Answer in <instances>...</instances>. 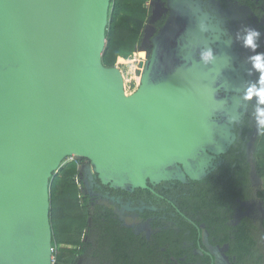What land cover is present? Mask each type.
<instances>
[{"label":"water","instance_id":"95a60500","mask_svg":"<svg viewBox=\"0 0 264 264\" xmlns=\"http://www.w3.org/2000/svg\"><path fill=\"white\" fill-rule=\"evenodd\" d=\"M109 4L0 0V264H51L50 181L65 159L88 160L103 184L146 189L195 180L194 162L217 147L231 113L219 93L234 91L223 52L204 63L196 49L210 47L189 25L128 95L102 64Z\"/></svg>","mask_w":264,"mask_h":264},{"label":"flooded vegetation","instance_id":"af4514ba","mask_svg":"<svg viewBox=\"0 0 264 264\" xmlns=\"http://www.w3.org/2000/svg\"><path fill=\"white\" fill-rule=\"evenodd\" d=\"M147 9L148 17L137 51V54L143 52V57H138L139 85L146 65L156 54L160 62L164 55L176 49L179 41L183 44L184 31L190 25L195 31H203L213 57L223 52L228 62L227 75L232 74L233 90L237 92L219 93L220 98L228 95L230 101L223 106L231 113L229 117H224L225 124L217 133V147L211 152L206 150L194 162L200 167L194 169L195 180L183 173V176L178 175L182 178L180 180L147 181L146 189L130 186L121 189L103 184L92 171L90 162L80 166L81 199L87 212V228L81 234L84 248L82 262H90L94 252L97 255L103 253V246L98 247V243H105V225H108L105 221L109 220L117 228L122 247L133 255L128 256L129 259L136 253L135 246L139 244L140 247L143 243L144 252L157 247L164 253L152 257L156 262L229 264L228 244H219L224 234L220 232L216 235V225H220L222 230L226 226H235L245 217L257 222L260 212L256 211L255 216L245 212L249 204L258 200L236 199L233 216L228 217L225 207L219 213L221 219H216L211 207L194 206L192 199L194 192L204 190V185L212 178L225 175L228 167L231 172L234 171L238 166L232 158L234 155L242 154L249 166V182L254 194L258 185L254 181L260 182L250 164L248 149L251 133L264 119L261 115L264 113V68H258L254 60L257 54H264V0H148ZM250 28L261 34L256 40V48L246 44ZM196 50L203 52L205 47L199 46ZM223 144L224 151H218V148L223 150ZM241 161L238 159V163ZM79 162L84 163V160L75 163ZM180 170L182 167L178 165L172 174ZM224 216L227 217L226 222L223 221ZM94 219L98 221L95 228L91 227ZM67 246L76 248L74 244Z\"/></svg>","mask_w":264,"mask_h":264},{"label":"trees","instance_id":"16d2710c","mask_svg":"<svg viewBox=\"0 0 264 264\" xmlns=\"http://www.w3.org/2000/svg\"><path fill=\"white\" fill-rule=\"evenodd\" d=\"M147 2L148 0H110L102 54V64L105 67L113 68L117 57L120 60L125 54L136 52L148 17ZM241 155L232 157L238 165L234 171L231 172L228 167L225 175L212 178L211 182L204 185V190L194 192L193 205L198 207L199 204L201 208L211 207L216 219L219 218L220 211L227 207V215L230 218L235 211L236 199H257L262 205L261 217L257 222L245 217L235 226H226L222 230L220 225H216V235L220 232L224 234L219 244H228L229 264H264V130L260 132L253 154L254 171L263 184L256 189L255 194L249 182V166ZM238 159L243 162L238 163ZM77 172L76 163L70 162L52 174L50 181V226L52 247L56 248L53 264H172L154 261L153 258L164 253L157 247L153 248V251L144 252L143 243L140 247L139 244L135 246L136 253L129 259L128 256L133 255H129L127 249L122 247L117 228H114L113 222L109 220L105 221L108 224L105 225V243H98V247L103 246V253L97 255L94 252L90 262H82L84 248L81 244V234L87 228V212L81 206L83 194L74 181ZM226 220L227 217L224 216L223 221ZM97 222L94 219L91 227L95 228ZM63 244H74L76 248L64 250L60 248ZM206 261L208 263V260Z\"/></svg>","mask_w":264,"mask_h":264},{"label":"rangeland","instance_id":"374dc122","mask_svg":"<svg viewBox=\"0 0 264 264\" xmlns=\"http://www.w3.org/2000/svg\"><path fill=\"white\" fill-rule=\"evenodd\" d=\"M137 51H139V46L136 48V52L132 53V54H125L124 56H122V59L118 60L119 57H117L116 59V63L114 65L115 68H117L122 77H123V80H124V90H125V93L126 94H131L133 93L134 91H136V89L138 88V79H139V75H138V70H139V62H140V58L143 57V52L137 54ZM260 132H261V129L258 127L257 130H253V132L251 133L250 135V140H249V149H248V155H249V159H250V164L253 166L254 165V161H253V154H254V150H255V147L256 145L258 144V139L260 138ZM73 159H76L74 162H78V160H84V163L86 162V164L84 163H81L79 162L78 164L80 166H84V165H89V161L86 160V159H82V158H78V157H69L67 159H65L62 164L60 165V168H64L66 166V164L70 163ZM77 167V165H76ZM254 168V166H253ZM77 174L76 176L74 177V181L77 182V184L80 182V177L82 176V168L81 167H77ZM254 174V173H253ZM88 172H87V176H88ZM81 184V183H80ZM254 184H258L256 189H259V187L262 184V180H260V182H255L254 181ZM83 187V186H82ZM78 189L82 192L83 194V188H79L78 186ZM81 206L83 208H86V205H84L83 203H81ZM247 206V205H246ZM254 210V211H253ZM258 211L260 212V217H261V212H262V205L259 201H256L254 204H249L247 207H246V212L247 214H251L252 216H255V212ZM253 212V214L251 213ZM260 219V218H259ZM262 246H263V249H264V239L262 241ZM62 249L64 250H68V249H74L73 247H68L67 244H63L61 245ZM55 251H56V248H55ZM228 264V263H226Z\"/></svg>","mask_w":264,"mask_h":264},{"label":"clouds","instance_id":"9594fccd","mask_svg":"<svg viewBox=\"0 0 264 264\" xmlns=\"http://www.w3.org/2000/svg\"><path fill=\"white\" fill-rule=\"evenodd\" d=\"M260 32L255 29H248L246 34V44L252 48H256L258 45L256 44V40L260 37ZM201 59L204 63H209L213 59V55L211 50H206L201 53ZM255 64L258 68H264V54H257L254 58ZM264 116V113L261 114ZM258 127L261 130H264V119H261L258 123Z\"/></svg>","mask_w":264,"mask_h":264},{"label":"built area","instance_id":"2783aa9c","mask_svg":"<svg viewBox=\"0 0 264 264\" xmlns=\"http://www.w3.org/2000/svg\"><path fill=\"white\" fill-rule=\"evenodd\" d=\"M76 159H73L71 162H74ZM77 165V167H80V165L79 164H76ZM78 186H79V188H80V186H81V184L80 183H78ZM54 253H55V248H51V264H53L54 263Z\"/></svg>","mask_w":264,"mask_h":264}]
</instances>
